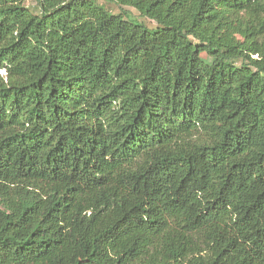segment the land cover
I'll return each instance as SVG.
<instances>
[{
    "label": "trees",
    "instance_id": "1",
    "mask_svg": "<svg viewBox=\"0 0 264 264\" xmlns=\"http://www.w3.org/2000/svg\"><path fill=\"white\" fill-rule=\"evenodd\" d=\"M25 1L0 0V264H264V0H103L156 29Z\"/></svg>",
    "mask_w": 264,
    "mask_h": 264
},
{
    "label": "rangeland",
    "instance_id": "2",
    "mask_svg": "<svg viewBox=\"0 0 264 264\" xmlns=\"http://www.w3.org/2000/svg\"><path fill=\"white\" fill-rule=\"evenodd\" d=\"M97 2L99 4H104L114 14L124 13L126 15V18L132 20L136 19L137 21L142 22L150 29H156L158 27V23L155 20L142 16L140 12L132 6H123L114 3L109 4L103 0H97ZM25 5L33 12L39 13L37 0H26ZM1 72L4 73L3 71Z\"/></svg>",
    "mask_w": 264,
    "mask_h": 264
}]
</instances>
